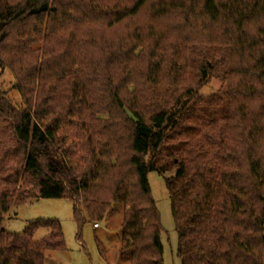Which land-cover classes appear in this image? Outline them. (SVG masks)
I'll list each match as a JSON object with an SVG mask.
<instances>
[{
	"label": "trees",
	"instance_id": "16d2710c",
	"mask_svg": "<svg viewBox=\"0 0 264 264\" xmlns=\"http://www.w3.org/2000/svg\"><path fill=\"white\" fill-rule=\"evenodd\" d=\"M0 66L21 97L0 87V264L67 249L58 221L4 229L33 199L80 227L123 205L121 261L164 264L148 176L169 165L180 264H264V0H0Z\"/></svg>",
	"mask_w": 264,
	"mask_h": 264
},
{
	"label": "rangeland",
	"instance_id": "374dc122",
	"mask_svg": "<svg viewBox=\"0 0 264 264\" xmlns=\"http://www.w3.org/2000/svg\"><path fill=\"white\" fill-rule=\"evenodd\" d=\"M147 10V9H146ZM142 23L147 22L146 15L139 17ZM196 39L195 34H188ZM187 73L189 84L197 87L198 75L195 66L190 65ZM12 69H2L0 66V87L8 92L15 102H21L19 94L13 89L16 81ZM226 90V83L216 76L211 77L204 86L198 89V97L214 103ZM108 116H100L99 119ZM3 127V128H1ZM3 129V130H2ZM183 140V138H182ZM5 148L10 146L7 130L0 124V144ZM148 161L152 156L148 155ZM167 165V164H165ZM164 174L150 172L148 179L152 197L160 213L162 228L161 235L164 247V264H180L177 257L178 233L173 218L171 200L166 188L165 179L173 177L177 167L169 165ZM4 216L3 227L11 233L22 234L28 223L35 221H58L62 226L63 236L67 249L65 251L49 252L46 264H126L120 259V241L122 235V222L124 214L123 205H114L107 218L99 222L98 227L84 217L82 226L74 218V203L68 199H33L22 205H12ZM48 232L39 231L35 240H40Z\"/></svg>",
	"mask_w": 264,
	"mask_h": 264
},
{
	"label": "built area",
	"instance_id": "2783aa9c",
	"mask_svg": "<svg viewBox=\"0 0 264 264\" xmlns=\"http://www.w3.org/2000/svg\"><path fill=\"white\" fill-rule=\"evenodd\" d=\"M95 227H98V225H96Z\"/></svg>",
	"mask_w": 264,
	"mask_h": 264
}]
</instances>
